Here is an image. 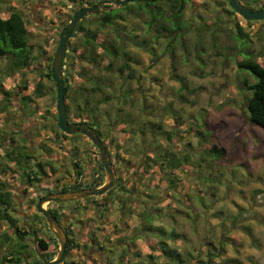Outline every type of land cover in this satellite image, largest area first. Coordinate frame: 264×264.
I'll return each instance as SVG.
<instances>
[{
  "label": "rangeland",
  "instance_id": "1",
  "mask_svg": "<svg viewBox=\"0 0 264 264\" xmlns=\"http://www.w3.org/2000/svg\"><path fill=\"white\" fill-rule=\"evenodd\" d=\"M76 1L0 0V13L3 15L8 13L6 10L10 6H15L24 13L29 22L30 42L34 45L31 67L21 73L8 75L10 71L9 57L0 59V84L4 86L5 90L15 94L11 98L12 101L8 102L9 106L6 111L0 113V182L6 183L4 188L6 190L10 189L14 196L13 210H21L9 213L14 226L8 220L0 225V264L6 262H10V264L25 263L24 255H27L29 264L43 262L42 257L44 255L41 254L42 252L37 251L38 242L37 239H34L36 237V232H34L36 227L39 228L38 234L50 243L49 249L43 252L48 254L47 252H57L58 250L53 236L54 232L50 231L35 207L38 202L40 187L48 182H53L56 177L62 176L58 174L63 173L64 175V172H57L53 177L54 179L50 175L51 178L43 180V185L40 183L30 185L26 181L22 184L26 180V170L30 167L36 168V161H42L45 164V171L50 173L49 167L46 166V161L49 159L46 153L50 148L52 149L53 160H60L63 169H73L75 167L74 162H80L86 174L90 177L89 179H92L93 171L99 167V149L87 135L78 133L62 140V133L57 130L56 83L46 76L42 77L45 71L44 64L50 65L53 63V60L46 58H54L56 48L60 42V31L65 26L64 22L72 16L71 3ZM258 1L259 4L249 0L251 5L260 8L262 0ZM193 3L196 4L195 9H192ZM193 3L189 4L186 13L187 17L194 19V29L186 38L189 48L184 52L178 47L174 63L169 54L161 53V55L155 57L157 54H150L142 49L134 50L130 46L134 50L132 55L140 61V64L136 66L141 79L132 82L137 91L132 103L130 102L131 99L127 103L124 113L134 111L137 128H132L130 125L127 127V131H122V124H120L117 129H113L107 123L110 119H104L105 116L101 118L106 128H111L107 142L113 154L121 153L123 155L121 158L126 161L118 162L119 171L116 167L115 169L117 174L123 176L124 182L129 180L125 184L127 187L134 179L132 173L144 169L145 162L143 158H145V153L143 148L146 149L151 146L152 133L156 134V138L160 143H168L165 139V131L170 133L174 131L176 134H173L172 144L170 143L173 148L182 152L191 151L195 156L197 151H202L200 141L195 134L196 129L199 128L204 130L205 135L212 138V140H215L216 136L221 138L231 157H229L228 162L220 163L213 170L216 174L215 181H217V177L219 178L218 182L210 187L215 195L199 191L200 188L205 190L208 183L201 178L202 172L198 169H193L192 173L188 174L189 176H182L187 182L189 180L188 184H185L186 189L181 185L178 190L176 189V195H173L175 194L174 191L163 187L166 186L165 182L167 181L160 178V171L154 170L153 167L150 168L148 177L151 178L152 176L153 178L151 185L156 186L154 192H157V194L161 192V197L149 195L148 184L139 185L134 189L133 192L136 196L133 198L132 216L125 215L122 219L120 209H115V213H111L115 214L116 219L118 218L117 232L121 236H112L117 233L113 230L115 226L113 224L108 229L105 227V229L96 233L100 239H108V236H110V239L109 242L103 245L105 247L102 248V255L101 253H93L94 264H106V257L111 253L119 257L122 248L126 247L125 242L130 241L129 237L134 234V225L137 222L139 213L153 204H156L157 208L162 207L161 216L164 218L162 224L167 225L170 222L171 225H177L178 230L187 234L193 242L197 241V237L203 231L215 230L218 231V235L223 231L235 237L237 243L241 242L239 250L234 253L231 251L232 256L240 257L243 260L242 264H264V249L261 250V248L255 247L259 244V238L264 245V231H256V235L252 233L255 219L256 227L262 224L261 221L264 220V215L261 216V212L257 213L254 210L256 206L261 209L264 208V128L252 124L248 120L247 113V98L251 92L244 84V79L248 78L250 83H253L257 81V78L248 70H240L236 63L238 58L247 57L264 63V20L250 24L241 15L231 13L232 8L226 0H195ZM105 5H109V3L105 2ZM200 11L205 17V22L209 25L204 27V39L202 40L204 51L199 53L194 46L196 33L198 32L196 26L203 27V22H199L193 12ZM94 16H86L87 18H84L79 24L94 23L96 20ZM236 20L240 21V24L248 33L246 39L248 42H243L242 39L237 37L234 39L233 36L238 35L234 25ZM138 21L140 22L137 19L131 21V23ZM131 23L126 22L127 26ZM79 24L77 27L80 28ZM120 62L115 63V68L119 67ZM173 64H175V69H173ZM175 76L182 77L188 88L180 92L181 82ZM24 81H27L28 88H23ZM113 82V87L108 80L104 82L108 87L105 92L108 94L114 93L115 96H118L122 79L118 77L117 72ZM40 84L43 85L42 94L37 91ZM1 85L0 106L3 107L4 94L1 91ZM28 94L32 96L33 101L25 105L20 96ZM115 96L108 103L101 105L102 110H107L112 116H115L120 106V101L113 99ZM144 96H147V98L144 99ZM145 105L149 108H146ZM41 116H46L47 119L45 120ZM140 126L145 129V134L138 131ZM12 135L16 140L15 142L11 141ZM56 135L60 136L61 141L59 144H56L54 140ZM14 148L16 150L31 151L34 158L29 162L24 161L17 165L6 155ZM231 159L233 161H230ZM251 160L253 161L251 162ZM241 161L246 163L241 165ZM124 166H129V169H124ZM229 166H232V168H229ZM53 169H55V166H53ZM232 169L243 170L245 173H248L249 169L250 178H245L241 173L239 175L237 170L233 172ZM119 180L120 178L117 176L116 185ZM128 195L123 191L112 190L102 196L98 195V197L100 199L103 197H117L114 205L115 208H120L121 199L126 198ZM187 196L191 199L190 205L187 202L189 200ZM202 196L207 198H203L202 201L200 199ZM86 198L83 200L87 201ZM257 198L262 201L260 203L256 202ZM31 199H36V203H33ZM21 201L24 202V205L19 204ZM107 201L113 203L112 200L107 199ZM74 202L66 201L62 203L63 206L65 204L64 208L67 211L71 210L72 214H70L73 216L70 217L69 222L76 226L73 228L74 231L87 228L86 222L90 226L98 223L102 226H108L109 223L104 222L108 219L109 210L104 208V211H107L102 214V217H99V211L96 212L94 208L84 212L83 210H76L75 205H73L76 202ZM206 202L208 203V209H205L203 205ZM128 205L125 208H129ZM45 206L49 208L48 203ZM94 206L96 205L92 207ZM2 208L1 206L0 209ZM241 210L244 211L243 217ZM191 211L193 212L192 217H190ZM24 212L26 213L24 214ZM173 213L175 214L174 221L170 219V215ZM236 214L238 215L236 216ZM82 215L87 216V219L85 218L82 222H79ZM225 223L226 225H223ZM34 225L35 227H33ZM17 229H26L28 233L22 239ZM105 232H110V234L104 235ZM78 234L82 236V233ZM126 237L128 240L125 239ZM88 238L90 240V237ZM120 239L121 242H118ZM153 240L157 239L153 237ZM141 242L131 241V243H128L132 263L137 258L132 257L131 253L137 249L140 250L143 247L142 249L148 254L153 250L149 249L150 247L142 246ZM5 256L13 258V260L5 259ZM18 257L21 258L18 259ZM76 258L73 261L74 264H80L79 257ZM67 259L71 261L72 258L67 257ZM80 259L87 261V264H92L89 258L85 259L83 257Z\"/></svg>",
  "mask_w": 264,
  "mask_h": 264
},
{
  "label": "trees",
  "instance_id": "2",
  "mask_svg": "<svg viewBox=\"0 0 264 264\" xmlns=\"http://www.w3.org/2000/svg\"><path fill=\"white\" fill-rule=\"evenodd\" d=\"M97 1L98 0L92 1V3ZM194 1L195 0H129L125 6L113 9H110L109 6L108 10L94 16L96 17L94 23H89L87 25H83L82 23L81 25L79 24L80 28L76 27V31L69 41L63 67L69 121L81 124L88 123L90 127L97 131L105 142L109 156L118 171L120 170V167L117 166L118 162L126 161H124V158H121L123 156L121 153H117L116 155L113 154L107 142L111 128H106L101 117L105 116L103 117L104 119H110L107 123L112 126L113 129H117L120 124H122V131H127V127L130 125L132 128H137L136 119L133 114L134 111L124 113L127 103L130 99L132 103V99H134L133 97L137 91L132 82L134 80L140 81L141 79L136 66L140 64V61L136 59L132 53H134V50L142 49L150 54H157L155 57L161 55V53L169 54L174 63L178 47L184 52L189 48L186 38H188V34L194 29V19L187 17L186 13L189 4ZM252 1L259 4L258 0ZM245 3L252 6L249 0L245 1ZM261 3L262 7H264V0H262ZM195 6L196 4L194 5L193 3L192 9H195ZM6 11L8 12L6 15L0 13V59L9 57L8 65L10 71L8 75H13L21 73L31 67V60L33 58L32 49L34 45L30 42L29 22L24 13L15 6L8 7ZM232 12L238 15L233 8L231 9V13ZM193 14L199 22H203V27L200 28L199 25L196 26L198 32L196 33L194 44L195 50L200 53L204 51L202 43L205 32L204 27L209 24L205 22V17L201 14V11L197 13L193 12ZM137 19H139L140 22L131 23V21ZM126 22L131 23V25L127 26ZM247 22L252 24L256 21L248 20ZM121 25H123L122 29L120 28ZM234 25L238 32V35L236 34L233 36L234 39L237 37L242 39L243 42H248L246 40L248 33L244 30L240 21L236 20ZM130 46H132L134 50L130 48ZM223 54L225 55V52ZM46 59L53 60V57H47ZM118 61H121L119 67L115 68V63ZM236 63L240 70H248L257 78V81L253 83H250L248 78L244 79V84L251 92L250 96L247 98V113L248 120L252 124L264 128V63L250 57L243 59L238 58ZM44 66L45 71L42 77L46 76L54 81L52 79V64L49 65L45 63ZM173 69H175V64H173ZM116 72L118 77L122 79L119 87L120 94L118 96H115L114 93L108 94L105 92L108 87L104 84V82L108 80L113 87ZM175 77L181 82L180 92L188 88L186 81L182 77ZM22 85L23 88H28L27 81H24ZM42 88L43 85L40 84L37 89L41 94ZM1 91H3L4 96L2 99L3 107L0 106V113H3L9 106L8 102L12 101L11 98H13L15 94L5 90L2 85ZM180 95L182 96V93ZM113 96H115L113 99L120 101V106L115 116H112L110 112L102 110L101 108V105L108 103ZM20 97L25 105L33 101L32 96L29 94ZM146 98L147 96H144V99ZM145 107L149 108L147 105H145ZM41 117L45 120L47 119L46 116ZM57 130L59 133H62V140L63 138L67 139L77 134L70 135L64 133L61 131L58 123ZM138 131L145 134V129L141 126ZM165 133V139H167L168 143H160L156 138V134L152 133L153 140L151 146L148 147L149 149L143 148L145 153V158H143L145 162L143 166L144 169L132 173L134 179L130 182L129 186L127 187L125 185L129 180L124 182L122 179L123 176L118 173L120 178L119 182L115 187H112L113 189L111 188L107 191L119 190L126 193V195L129 194L126 198L121 199L120 208H115L114 205L117 197H103L100 199L98 196L88 197L86 198L87 201L82 199L75 200L76 203H74L79 204L77 207H84L87 210L94 208L96 212L99 211V217H102V214L109 210L107 214L108 219H106L104 223H109L107 227H111V224L115 225L113 230L117 232L118 218L116 219V216H114L115 214L111 213H115V209H120V216L122 219L125 215L131 217L133 214L131 210L134 204L133 198L136 196L133 190L139 185L148 184V191L150 190L149 192L151 193H149V195L161 197V192L159 194L154 192L156 186L151 185L152 176L151 178L148 177L150 168L152 167L154 170L160 171V178L163 181H167L165 182L166 186L163 187H167L169 190L174 191L175 194L173 195H176V189L178 190L181 185L186 189L189 180L187 182L182 176H189L188 174L192 173L193 169H198L202 172L201 178L208 183L206 184L205 190L200 188L199 191L201 193L209 192L211 195H215V192H213L210 187L218 182L219 178L217 177V181H215L216 174L213 170L216 166H219L220 163H226L228 161L227 147L222 139L216 136L215 140H212V138L205 135L204 130L197 128L195 134L200 141L202 151H197V154L194 156L191 151L182 152L173 148L171 144L173 134L175 133L174 131L171 133L165 131ZM59 137V135H56L54 138L56 144H59L61 141ZM11 138L12 142L16 141L13 135ZM51 153L52 149L50 148L46 153L49 158L46 161L47 167L54 162ZM6 155L12 159L13 162H16L17 165L24 161L29 162L34 158L31 151H23L22 149L16 150L15 148ZM21 155L22 158L20 159ZM36 162V168L30 167L26 170V180H24L23 183L26 181V183L33 185L35 183H40L46 178H51L49 177L51 174L45 171V164L42 161ZM98 163L99 167L93 171L94 178L89 181L84 180L87 174L80 162H74L75 167L78 169L75 179H73V177L69 178V174L67 173L64 175L60 174L62 176L58 178H52L54 179L53 182H48L40 187L38 198L49 193L67 192L100 185L106 177L105 167L101 161L100 153L98 154ZM123 168L129 169V166H124ZM96 172H100L101 177H96ZM82 175L85 176L81 177ZM5 185L6 183L0 182V207H3L0 209V225L5 220L12 222L9 213L14 209L13 194L10 190L4 188ZM203 198L205 197H200L202 201ZM107 199L112 200L113 203L108 202ZM188 199L187 202L190 205L191 199L189 197ZM31 200L33 203H36V199ZM93 205L96 206L92 207ZM127 205L129 208H125ZM203 205L205 209H208L207 202L203 203ZM104 208L107 210L104 211ZM162 211V207L157 208L156 204H153L151 207L145 208L140 212L137 217V222L134 225V234L129 237L130 241H127V243L125 242L126 247L122 248V253L119 257L113 255L109 251L111 255L106 257V264H242L241 260L238 258L228 256V246L235 251L236 248L241 245V242H236L235 237L223 231L218 235V231L208 230L203 231L201 235L197 237V241L193 242L187 234L178 230L177 225H171L170 222L167 225L162 224L164 220L161 216ZM69 213L68 211V214ZM164 214L167 216L166 213ZM57 215L58 218H61L59 212ZM174 215V213L170 215V219L173 221L175 219ZM192 215L193 212L191 211L190 217H192ZM43 220L46 221L45 218ZM11 224L14 226L13 222ZM46 224L48 225V223ZM33 227H35V225ZM17 230L22 239L24 235L28 233L26 229ZM38 230L39 228L37 227L34 229V232H36V237H34V239H37L38 242L37 251L39 253L42 252L41 254L44 255L43 258L46 260L54 259L56 252H47L48 254L43 252L49 249L50 243L38 234ZM91 231L93 232V230ZM83 233L87 236L86 230L83 231ZM147 233L149 234L147 235ZM112 236L120 237L121 234L117 232ZM153 237L157 240L154 241ZM107 238L110 239V236ZM121 239L118 242H121ZM125 239L128 240L127 237ZM73 240H77L78 242L77 237H70L68 239V253L73 250ZM94 241L97 243L96 239H94ZM131 241H142V246H146L147 248L150 247L149 249L153 250L148 254L142 249L143 247H141L140 250L137 249L131 253L132 257L137 258V260L132 263V258L129 256L130 247L128 246V243H131ZM103 247L105 246H102V248ZM88 252L89 251H86V253ZM80 257L82 258V255ZM20 258L21 257H18V259ZM5 259H9L10 261L13 260V258H8L7 256H5ZM15 260H17V258H15ZM80 264L87 263L86 261H81Z\"/></svg>",
  "mask_w": 264,
  "mask_h": 264
},
{
  "label": "water",
  "instance_id": "3",
  "mask_svg": "<svg viewBox=\"0 0 264 264\" xmlns=\"http://www.w3.org/2000/svg\"><path fill=\"white\" fill-rule=\"evenodd\" d=\"M129 0H114L110 2V9L125 6ZM230 6L243 18L249 21H260L264 19V8L253 9L244 5L240 0H228ZM104 3L97 5H87L78 9L74 16L69 20L66 26L60 31V44L56 50L53 63H52V79L56 83L57 89V111H58V124L60 129L66 134L81 133L87 135L92 142L98 147L101 161L105 167L106 179L105 182L96 187L84 188L79 190H71L67 192L49 193L42 196L36 207L46 219L51 230L57 236L60 249L57 256L52 260H46L37 264H63L66 260L68 235L61 225L57 217L49 210L45 204L51 202H66L83 199L94 195H102L116 185L117 173L112 162L107 146L102 140L97 131L90 127L88 123L80 124L70 122L68 118L66 97H65V81L63 77V66L65 61L66 52L71 36L73 35L78 24L88 15L99 14L103 12L102 6Z\"/></svg>",
  "mask_w": 264,
  "mask_h": 264
},
{
  "label": "flooded vegetation",
  "instance_id": "4",
  "mask_svg": "<svg viewBox=\"0 0 264 264\" xmlns=\"http://www.w3.org/2000/svg\"><path fill=\"white\" fill-rule=\"evenodd\" d=\"M104 2H107V3H110V2H113V0H98L97 2H95V3H92L91 2V0H77L76 2H73V3H71V6H72V16H70L69 18H68V20L65 22V26L67 25V23L69 22V20L74 16V13L78 10V9H80V8H83V7H85V6H87V5H97V4H100V3H104ZM110 5H103L102 6V9H103V12L105 11V10H108V7H109ZM39 9H40V7H39ZM234 10V9H233ZM103 12H101V13H103ZM101 13H99V14H101ZM92 15H97V14H92ZM92 15H89V16H92ZM85 18H87V17H85ZM76 31V30H75ZM74 31V32H75ZM59 44H60V42H59ZM59 44H58V46H59ZM58 48V47H57ZM57 48H56V50H57ZM56 53V52H55ZM54 59V58H53ZM73 123V122H72ZM75 123H78V122H75ZM81 124V123H80ZM78 134V133H77ZM79 134H81V133H79ZM54 162H53V164H50L48 167H49V170H50V174H51V177L53 178L56 174H57V172H64V174H69V178H72L73 177V179H75V176H76V173L78 172V170L76 169V167H74L73 169H63V164L60 162V160L58 161V159L57 160H53ZM37 163V162H36ZM17 164V163H16ZM15 164V165H16ZM53 166H55V169H53ZM75 166V165H74ZM53 174V175H52ZM60 174H63V173H60ZM60 174H58V175H60ZM57 175V176H58ZM82 176H85V175H82ZM93 177V176H92ZM96 177H101V173L100 172H96ZM90 177L88 176V175H86L85 176V178H84V180H89V181H91L92 179H89ZM106 179V178H105ZM105 179H104V181L100 184V185H102L104 182H105ZM69 180V179H68ZM22 184H24V183H22ZM40 184L41 185H43L44 184V182L43 181H41L40 182ZM100 185H98V186H100ZM27 187V186H26ZM96 187V186H95ZM84 189V188H83ZM10 190V189H9ZM28 190V189H27ZM11 191V190H10ZM29 191V190H28ZM47 195V194H46ZM43 196H45V195H43ZM98 196V195H97ZM42 197V196H41ZM41 197H39L38 198V200L41 198ZM91 197V196H90ZM13 198H14V196H13ZM83 199H85V198H83ZM82 199V200H83ZM52 203H54V204H52ZM62 202H60V203H57V202H51V203H48V209L49 210H51L52 211V213L57 217L58 215V212L60 213V217L61 218H58L57 217V219L59 220V222L61 223V225L64 227V229H65V231H66V233H67V235H68V239L70 238V237H72V238H76L77 237V239H78V242H77V240L76 241H74L73 240V243H72V245L74 246L73 247V250H71V252L70 253H68L67 252V254H66V260H65V262L63 263V264H71L72 263V259H71V261H68V259H67V257H70V258H73L74 256H81V255H84L83 257L85 258V259H87V258H89V259H91V263L92 264H94V259H93V253H98V254H100L101 253V255H102V246H103V244H106L107 242H109V239H100V237L98 236V234H96L97 232H99L100 230H103V229H105V227L106 228H108L106 225H104V226H102L101 224H97V225H89L87 222H86V225H87V228H85L84 230H77V231H74V226L75 225H73L72 223H70L69 222V220H70V217L72 218V216L73 215H71L72 213H71V210H68L70 213L68 214V211L64 208V206H62V204H61ZM19 204L20 205H24V202H19ZM75 206V208H76V210H83V212L85 211V210H87L86 208H84V207H81V208H78L77 206H79V204H74ZM35 209H37V207H35ZM19 211H21L20 209H18ZM18 210H11V212L12 213H14L15 211L17 212ZM18 211V212H19ZM26 212H24V214H25ZM40 216H41V218H42V220L44 219L43 218V215L41 214V213H38ZM87 219V216H85V215H82L81 216V218H80V220H79V222L81 221H83L84 219ZM43 221H45V220H43ZM9 222V221H8ZM46 222V221H45ZM105 222H106V220H105ZM47 223V222H46ZM101 225V226H100ZM47 227L50 229V231H51V228H50V226L49 225H47ZM76 227V226H75ZM78 229V228H77ZM90 229L91 230H93V232H91L90 233ZM86 230V233H87V236H83L84 235V233H83V231H85ZM106 231H108V230H106ZM53 232V231H52ZM78 232L79 233H82V236H80V234L79 235H77L78 234ZM89 232V233H88ZM104 235H109L110 234V232H108V233H103ZM89 235H90V240H89ZM53 236L55 237V244L57 243V246H58V250H57V252H56V256H57V253H58V251H59V249H60V243H59V240H58V238H57V236L55 235V233H53ZM94 239H96L97 240V243L94 241ZM84 247V248H83ZM99 247V248H98ZM80 248H82L83 250H79V251H77V249H80ZM67 250H68V244H67ZM86 251H91L90 253L88 252V253H86ZM41 256V255H40ZM55 256V257H56ZM42 257V256H41ZM23 259L26 261H24L25 263H22V262H18V264H29V259H28V257H27V255H24L23 256ZM42 260L43 261H46V259L45 258H43L42 257ZM49 260V259H48ZM37 263H41V261L40 262H37ZM86 263H87V261H86ZM4 264H10V262H6V263H4Z\"/></svg>",
  "mask_w": 264,
  "mask_h": 264
},
{
  "label": "crops",
  "instance_id": "5",
  "mask_svg": "<svg viewBox=\"0 0 264 264\" xmlns=\"http://www.w3.org/2000/svg\"><path fill=\"white\" fill-rule=\"evenodd\" d=\"M254 131V130H253ZM227 156H228V161H229V157H231L230 155H229V153H228V148H227ZM227 161V162H228ZM230 161H233L232 159L230 160ZM253 160H251V162H252ZM251 162H249V163H251ZM244 163H246L245 161H241V165L242 164H244ZM238 164V163H237ZM246 166H247V164H246ZM249 167V166H248ZM229 168H232V166L230 167L229 166ZM233 170V169H232ZM237 170V169H236ZM236 170H233V172L234 171H236ZM238 172H239V175H240V173H241V175L243 176V177H248V178H250V173H249V169H248V173L246 172H244L243 170L241 171V170H237ZM217 183V182H216ZM256 202H258V200H256ZM261 208H258V206H256L255 208H254V210H255V212H257V213H259V212H261V216H263L264 215V208H262L261 210H260ZM240 212V211H239ZM241 212H242V217L244 216V214H243V212L244 211H242L241 210ZM238 214H236V216H237ZM264 218V217H263ZM255 222H256V219H255ZM255 222H253V230H252V233L254 234V235H256V231H259V230H263L264 231V226H262V225H264V220L263 221H261V223L262 224H260L259 226H255ZM223 225H226V223L225 224H223ZM261 241H262V239H261ZM255 247H257V248H261V250L262 249H264V245L260 242V238H259V244L258 245H255ZM239 248H240V246L239 247H237L236 248V250L235 251H237V250H239ZM81 251V250H83L82 248H80V249H77V251ZM228 250H229V253H228V255L229 254H231L229 257H236V256H232V253H231V251L234 253L235 251H233L232 250V248L230 247V246H228ZM262 253V252H261ZM76 257H79L78 258V260H79V262H81L82 260L80 259L81 257L78 255V256H74L73 258H72V262L73 261H75L77 258ZM256 257H258V256H256ZM82 258H83V255H82ZM236 258H238L239 260H241L240 259V257H236ZM241 262H243V260H241ZM258 262V261H257ZM259 262H260V260H259ZM71 264H74V262L73 263H71ZM256 264V263H255Z\"/></svg>",
  "mask_w": 264,
  "mask_h": 264
},
{
  "label": "bare ground",
  "instance_id": "6",
  "mask_svg": "<svg viewBox=\"0 0 264 264\" xmlns=\"http://www.w3.org/2000/svg\"><path fill=\"white\" fill-rule=\"evenodd\" d=\"M114 1V0H113ZM244 5H246L247 7H249V8H253V9H261V8H264V7H262V5H261V7L260 8H257V7H255L254 5H252V6H249V5H247L246 3H245V1H247V0H240ZM226 2L230 5V2L228 1V0H226ZM128 3V2H127ZM235 11V10H234ZM236 12V11H235ZM237 13V12H236ZM238 14V13H237ZM239 15V14H238ZM245 19V18H244ZM246 20V19H245ZM264 20V19H263ZM248 21V20H247ZM261 21V20H260ZM72 37V36H71ZM71 39V38H70ZM117 176H118V174H117ZM81 177H83V176H81ZM94 196H97V195H94ZM94 196H91V197H94ZM257 200H258V203H260L262 200L259 198H257ZM64 206H65V204H64ZM264 219V218H263Z\"/></svg>",
  "mask_w": 264,
  "mask_h": 264
},
{
  "label": "clouds",
  "instance_id": "7",
  "mask_svg": "<svg viewBox=\"0 0 264 264\" xmlns=\"http://www.w3.org/2000/svg\"><path fill=\"white\" fill-rule=\"evenodd\" d=\"M64 67V66H63ZM58 112V111H57ZM57 117H58V114H57ZM62 131V130H61ZM71 135V134H70Z\"/></svg>",
  "mask_w": 264,
  "mask_h": 264
}]
</instances>
